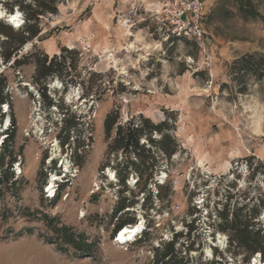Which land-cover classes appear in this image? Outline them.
Here are the masks:
<instances>
[{"label":"rangeland","instance_id":"rangeland-1","mask_svg":"<svg viewBox=\"0 0 264 264\" xmlns=\"http://www.w3.org/2000/svg\"><path fill=\"white\" fill-rule=\"evenodd\" d=\"M3 1L8 0H0V11L9 12ZM169 1L62 0L57 14L41 19L42 39L18 51L21 65L0 57L10 97V103L0 105V141L15 131L12 148L22 167V173L18 166L13 171L17 185L5 186L0 199V264H152L153 248L176 232H183L179 242H194L192 251L182 252L190 264H254L255 257L264 264L260 254L248 263L241 254L231 255L228 235L213 234L210 226L211 203L224 199L231 182H237L240 190L232 188V193L239 200L247 196L254 203L264 192V177L253 175L246 165L247 156L254 166L264 159V79L249 77L247 92L240 93L243 85L230 71L244 54L264 53V0H254L258 18L244 15L238 0L208 1L209 68L202 65L193 40L169 39L162 22ZM14 11H20L24 23L22 11L16 6ZM4 38L0 35V42ZM44 55L59 61L68 56L71 63L64 78L49 81L46 95L56 104L50 107L43 86L36 83ZM61 108L69 110V122L79 123L69 139L60 131ZM113 109L122 122L144 115L154 122L167 119L175 127L178 145L171 158L142 140L160 162L148 184V198L141 191L146 175L139 186L134 171L129 189L121 192L113 165L125 159L121 152L108 154L112 138L104 131V119ZM258 120L262 134L254 132ZM78 143L79 158L70 159V148ZM55 161L56 171L51 170ZM67 170L73 173L66 185L57 187L55 198L45 197L51 178L56 177V187L65 182L61 172ZM122 196L136 200L131 211L138 223L150 222L147 240L144 235L142 241V235L116 240L120 220L112 215ZM259 219L264 224V212ZM193 220L196 230L188 239L186 225Z\"/></svg>","mask_w":264,"mask_h":264},{"label":"trees","instance_id":"trees-1","mask_svg":"<svg viewBox=\"0 0 264 264\" xmlns=\"http://www.w3.org/2000/svg\"><path fill=\"white\" fill-rule=\"evenodd\" d=\"M62 0H8L3 1L4 5L9 12L14 11V6L22 11L24 14L25 22L18 28H15L9 22L0 18V35L5 38L0 42L1 51L0 57L4 63L13 61L12 65L19 66L22 61L17 58L18 51L29 41L37 38L42 39L44 32L41 26V19L47 14H57L59 10V2ZM240 11L251 18H258L261 16L257 9L254 0H238ZM169 39H182L170 32L167 33ZM67 51V50H66ZM68 53H72L71 50ZM68 56H65L64 60H58L57 56L49 58L48 55H44L43 59L38 62V75L36 77V83L43 86L42 90L46 95V89L49 81L52 79L64 78L67 69L71 67V63L67 64ZM231 74H233V80H238L243 86L240 87V93H246L247 79L249 77H256L258 79H264V53H248L244 54L240 58L233 61L230 66ZM7 78L0 73V105L4 103H10V97L6 93ZM85 93L83 94V96ZM88 96V94H86ZM49 99V107L55 106V102L47 95ZM61 113L64 115L61 122L60 131H64L70 136V132L75 130L79 124L76 120L69 122V110L61 108ZM4 114H1L3 117ZM15 115H12L13 126L15 125ZM58 124V121L56 122ZM9 128V127H8ZM15 128V126H14ZM174 125L166 119L160 122H154L151 118L144 115L132 116L125 122L120 120V113L118 110H111L107 113L104 119V131L107 139H111L108 145V154L121 152L125 159L122 163H116L113 165L115 169V175L118 183L122 186L121 192L128 190V180L134 171L138 177L136 181L139 186L140 182L146 175L145 182L141 188L143 194H148L146 198L151 195V191L148 188L150 181L154 178V169L159 166V159L152 151L151 147H147L142 140L147 139L152 145L156 146L161 153L167 158H171L177 151V141L173 134ZM160 135L159 139L154 137V134ZM15 140V131L11 130L6 134L5 140H3L0 150V199L3 196L5 186L13 188L17 185V180L14 179V164L16 163V154L12 148V144ZM70 144V143H69ZM74 145L70 148V159L79 158L78 148ZM69 152V151H67ZM66 153V152H65ZM133 153L135 160H130L129 155ZM253 157L247 156L246 162L248 169H251L253 175L260 174L264 177V159L258 161L254 166L252 162ZM51 165V170H59L60 167ZM108 165V164H107ZM54 167V168H53ZM12 169V170H11ZM14 171V172H13ZM67 182L61 183L62 188ZM160 188L162 186L160 185ZM232 188L240 190L237 182H231L229 188L226 189L224 199H217L212 201V212L210 217L212 222L210 226L213 228V234L216 231L224 232L228 235V252L231 255L237 256L241 254V261L248 263L251 258L256 254H260L264 258V224L259 219L264 212V192H261L257 197L256 202L251 203L247 200V196L243 200H239ZM245 194V193H243ZM159 197L163 198V194L158 192ZM55 198V197H54ZM144 198V201L146 200ZM53 199V198H51ZM136 200H132L127 197H121L118 201L112 217L117 221L114 233L117 232L126 225H133L137 223L136 216L133 215L131 208H134ZM209 206V202H207ZM130 215L129 218L124 219L122 216ZM147 215V213H145ZM150 222L145 225L142 230V239L147 240L150 233L147 231L150 228ZM187 237L191 239L193 231L196 230L194 226V220L187 223ZM147 231V232H146ZM183 236V232H176L173 234L172 240L163 242L157 247L153 248L154 258L152 264H190V259L183 255V248L186 251H192L194 249V242L189 241L186 243L179 242ZM136 239L135 241H139ZM83 241V238L79 239ZM142 241V240H140ZM177 243L182 245V248H177ZM84 245L88 244L83 243ZM82 248L83 251H88V248ZM82 251V252H83ZM220 260H213L201 264H219Z\"/></svg>","mask_w":264,"mask_h":264},{"label":"built area","instance_id":"built-area-1","mask_svg":"<svg viewBox=\"0 0 264 264\" xmlns=\"http://www.w3.org/2000/svg\"><path fill=\"white\" fill-rule=\"evenodd\" d=\"M208 1L209 0H171L169 1L168 6L165 7V9H163V17H162L163 25L167 28L168 32L179 38L191 39L195 42L199 50L201 63L206 68L211 67L213 63L212 51L207 42L208 40L207 29L204 20V11L208 4ZM5 105L7 106L5 108V111H8L7 110L8 105L7 104ZM9 125L7 126L6 129H8ZM19 164L20 162L15 163L14 168ZM70 168L71 170H73L71 165ZM71 170L70 171L67 170V172L66 171L61 172V174H63L64 177L67 176L65 182H68V180H70L69 173L71 174L73 173L71 172ZM58 180L59 179H57V181ZM58 182H57L58 185L54 189L53 195L52 193H49V191L47 190L50 184L48 183V185L45 188V197L49 199L55 197L56 192L58 190L57 187H59L61 183H64V181H58ZM144 228L145 225L140 229L139 233L136 234L137 237L141 234ZM119 233L120 231L117 232L115 236L116 240L120 242L127 241V240H121L119 237ZM257 255L260 256L259 254Z\"/></svg>","mask_w":264,"mask_h":264},{"label":"bare ground","instance_id":"bare-ground-1","mask_svg":"<svg viewBox=\"0 0 264 264\" xmlns=\"http://www.w3.org/2000/svg\"><path fill=\"white\" fill-rule=\"evenodd\" d=\"M0 16H6L5 15V12L4 11H0ZM13 16H16L17 17V20L13 21L11 19V17ZM20 16H21V13L20 11L18 12H12L11 15L9 16V23H11L14 27H20L21 26V19H20ZM35 114V113H34ZM39 119V117H37L36 115L33 117V121H37ZM255 127H254V132L256 134H262V129H261V123H260V120H258L256 123H255ZM7 125V124H6ZM54 155H56V153H53ZM18 171L20 173H22V167H21V164L18 165L17 167ZM56 179V177H52L51 180H50V187H49V190L52 193V195L54 194V189H55V186H54V180ZM143 226V223H135L133 225H126L124 227H122L119 231V236H120V239L121 240H129L131 239L133 236H135L139 231L140 229L142 228ZM258 263V257H255L254 259V264H257ZM262 263H264V261H262Z\"/></svg>","mask_w":264,"mask_h":264},{"label":"water","instance_id":"water-1","mask_svg":"<svg viewBox=\"0 0 264 264\" xmlns=\"http://www.w3.org/2000/svg\"><path fill=\"white\" fill-rule=\"evenodd\" d=\"M5 15H6V16H3V17L0 16V18H6V21L8 22L9 19H10L9 16L11 15V13H7V12H5Z\"/></svg>","mask_w":264,"mask_h":264},{"label":"snow or ice","instance_id":"snow-or-ice-1","mask_svg":"<svg viewBox=\"0 0 264 264\" xmlns=\"http://www.w3.org/2000/svg\"><path fill=\"white\" fill-rule=\"evenodd\" d=\"M11 19H12L13 21H15V20H17V17H16V16H13V17H11Z\"/></svg>","mask_w":264,"mask_h":264}]
</instances>
